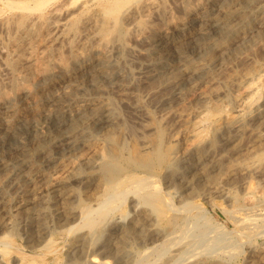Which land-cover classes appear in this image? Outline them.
Masks as SVG:
<instances>
[{"label": "bare ground", "instance_id": "obj_1", "mask_svg": "<svg viewBox=\"0 0 264 264\" xmlns=\"http://www.w3.org/2000/svg\"><path fill=\"white\" fill-rule=\"evenodd\" d=\"M199 4L201 0H181L177 6L182 15L175 23L173 15L165 6V0H0V60L4 70L9 72L8 77L0 76V140L3 142L4 136H16L19 125L29 124L30 119L42 110L48 99L47 92L54 101V108L49 114L62 116L64 112L60 104L63 97L66 100L73 90L69 89L63 96L53 94L58 76L79 83L84 76L92 79L112 73L126 74L129 69L128 57L134 58L141 67L147 66L150 72L158 67L166 58V52L138 47L141 41L154 43L163 38L168 39L171 48L180 57L177 68L156 70V74L145 75L152 79L149 80L150 85H146L147 97H162L158 92L165 85L176 90V93L197 82L204 83V87L206 84L208 89L210 87L207 92L197 96L199 105L194 112L198 119L194 122L195 116L192 121H188L191 115H187V118V112L182 111L180 105L178 108L181 110L177 107L162 108L154 113L148 110L142 94L136 93L133 98L122 96L118 101L120 103L121 100L130 112V119L129 116L128 119L122 118L118 126L114 119L112 121L117 129L104 130L101 136H94L90 141L85 137L87 143L84 141L86 146L81 152L68 155L60 164L57 163L58 167L53 172L43 177L40 175V179L34 183L32 181L31 186L20 192L14 204L10 205L5 197L4 184L9 177L6 176L7 171L3 170L5 167L0 168L3 206L9 205L11 208L8 216L0 217V229L5 231L0 237V264H37L36 258L17 261L12 254L10 236L18 230V221L24 226L27 244L32 238L37 240L47 233L52 234L54 227L60 229L67 225L62 231L70 235V242L69 239L67 241L70 243V252L74 251L78 255L68 256L63 264H84L81 254H89L92 248L102 258L113 257L115 264H145L150 257H146L148 253L156 251V256L161 257L179 240L185 242L179 247L177 255L167 256L171 263L187 260L185 264H208L206 255V258H191L195 256L191 247L197 250L194 246L202 241L196 243L197 239L193 240V230L202 217L201 206L194 201L195 197L212 200L222 195L224 201L229 200L230 206L225 202L229 207L221 205L219 211L226 218L234 219L239 238L237 244L264 233V0H222L223 10L218 16L202 13V19L198 20L200 26L194 32L187 31L180 38L178 34L189 24ZM154 17L158 18L157 23L151 21ZM126 34L133 37L134 42H127L124 39ZM37 35L44 40L40 49H35L32 44ZM190 43L199 48V54L196 57H182L181 54H184ZM115 57L117 60H113ZM238 65L245 67L236 71ZM187 76L189 85L185 82ZM46 80L49 83L47 88L44 86ZM240 89L243 90L239 92ZM235 91L238 94L230 100L231 92ZM22 98L24 102H21ZM117 99L111 97L106 101H95L74 108V114L65 127L66 132H69L64 142L67 148L78 134L93 133L90 121L93 124V120L97 121L99 116L106 118L119 111L121 104ZM146 101L149 102V99ZM55 121L57 123L58 120ZM202 123L209 125L206 130H201L200 127L205 126H201ZM58 128L61 129V126ZM51 134L57 138L61 132L56 130ZM245 135L247 138L244 141ZM48 137L44 134L35 136L29 146L19 141L17 150L29 162L43 155L45 157L51 149L60 147H54L53 140ZM183 139H188L190 143L181 149L178 143ZM3 152L7 157L13 155L9 153H14L7 149ZM234 153H241V156L233 159ZM31 168L26 166L24 172L16 177L34 175ZM238 177L247 179L243 194L238 193L242 190L237 192L229 184V188L224 186L227 181ZM125 206L130 209L127 215H124ZM256 209L263 213L260 214L263 216L260 223H256L257 218L249 214ZM203 228L202 234L208 232V227ZM221 228L219 232L216 230L218 233L215 230L213 232L222 237L221 232L225 230L221 231ZM212 236L210 233L206 245L198 246V249L203 247L200 252L195 251L198 252L196 255L207 253L209 246H218L215 245L214 234ZM45 243L50 248L49 242ZM143 255L147 258L144 262ZM101 257L91 254L87 264H107V259ZM61 259L63 261L64 258ZM210 261V264H222L218 260L213 263ZM261 263L264 260L256 262Z\"/></svg>", "mask_w": 264, "mask_h": 264}, {"label": "rangeland", "instance_id": "obj_2", "mask_svg": "<svg viewBox=\"0 0 264 264\" xmlns=\"http://www.w3.org/2000/svg\"><path fill=\"white\" fill-rule=\"evenodd\" d=\"M180 2H181V0H165V6L167 7V9L171 12V14L173 15V22H178L179 20H180V16L182 15V13H181V10H180V8L177 6V5H179L180 4ZM222 3V0H215L214 2H205V0L203 1V0H201V4H199V5H197L196 6V11H195V16L194 15H192V19H191V21L189 22V24L188 25H186L184 28V30L182 31V32H180L179 34H178V36L181 38L187 31H191V32H194L199 26H200V23L201 22H199L201 19H202V16H201V14L203 13V15L205 14L206 16L207 15H209V16H211V17H215V16H218L220 13H221V11L223 10V5H221V3ZM208 7V8H207ZM203 8V9H202ZM217 9V10H216ZM214 10V11H213ZM221 10V11H220ZM216 11V12H215ZM220 11V12H219ZM260 15V14H259ZM262 15V14H261ZM195 17V18H194ZM197 17V18H196ZM176 20V21H175ZM199 20V21H198ZM151 21L152 22H154V23H157L158 22V18H151ZM196 22H198V23H196ZM197 24V25H196ZM162 25V24H161ZM199 25V26H198ZM163 26V25H162ZM197 27V28H196ZM161 29H165V27L163 26V28H161ZM38 36V37H37ZM36 36V38H35V40L37 39L38 40V42H35V40H33L32 42V44H33V47L35 48V49H40L41 47H43V42H44V40H43V38L40 36L39 37V35H37ZM127 37V38H126ZM124 39H126V41L127 42H134L133 41V37H131V36H127V34L125 35V38ZM36 40V41H37ZM43 40V41H42ZM170 40H168V39H164L163 38V40H161V41H157V42H154V43H149V42H147V41H141L140 43H138L137 44V46L138 47H141V48H152V50H154V51H157V50H159V49H162V50H164L165 52H166V54L167 55H165L166 56V58L165 59H163V62H161L159 65H158V67H155V69H151V72L149 71V68H147V66L144 68L143 66L141 67V66H139L137 63H136V61H135V59L134 58H132L131 57V59H130V57H128V64H129V69H128V71H126V74L125 73H122V72H120V74H118V73H112L110 76H104V75H101V76H98V77H96V78H92V79H90L88 76H84L83 77V80L81 81V82H79V83H75V82H71L68 78H65V77H63V76H58L56 79H57V82H56V84H55V87H54V89H53V91H52V93L53 94H57L58 93V95H65V93L67 92V91H69V89H71L72 88V94H70V96L69 97H66V100H65V98L63 97V101L61 102V104L60 105H62L61 106V111L62 112H64L63 114H61L62 116L60 117L59 115H56V114H49L51 111L50 110H52L53 108H54V104H52V103H54V101H53V96L49 93V92H47V94H48V99H47V102H46V104H45V106L42 108V112L43 113H41V111L40 112H38L35 116H33L32 117V119H30V121H29V124H23L22 126L21 125H19V128H18V132H17V134H16V136L15 135H6V136H4V142H3V140H0L1 142V147H0V168H3V167H5V168H3V170L4 171H7L6 172V176H7V178L9 177V180H7L6 181V184H4V194H6L5 195V197H6V199L9 201V203H10V205L11 204H14V202H16V200L18 199V197H19V195L21 194L20 192H23V190L25 189V187H29V186H31L32 185V181H33V183L35 182V181H38L39 179H40V177L42 176H44V175H46V174H50V172H53L57 167H58V164H60L62 161H64L67 157H68V155H71V154H73V153H79V152H81L83 149H84V147L86 146V143H87V141H90V140H92L93 138H94V136L95 137H99V136H101L102 134H103V132H105V131H107V130H113V127H114V129L116 128L117 129V127H115V125H117V123H119L120 122V120L122 119V118H126V119H128L127 117L129 116V119H130V112L127 110V108H125V105L122 103V101L120 100V103H119V99L120 98H122V96H127V97H131V98H133V96L136 94V93H140V94H142V100H145L144 101V103L145 104H147L146 106H147V108H148V110H150L151 112H154V113H158L159 111L158 110H162V108L163 109H165V108H176V109H179L178 107H179V105H180V108L182 109V111H184L185 113L187 112V114H186V116L188 115H193V117H191V116H189V118H188V116H187V118H188V121H192L193 119L192 118H194V116H195V120H193V122L194 121H196L197 119H198V117H197V114L194 112L197 108H198V105H199V103H198V101H197V99H198V97L197 96H200V94L202 95L203 93H205V92H207V89H208V86H206V84H205V87L203 86L204 85V83H200V82H197V83H194L193 85H191V87H189L188 86V89L187 88H185L184 87V89L183 90H181L180 91V93H176V90H174V89H172L170 86H162L163 87V89H161L159 92H158V94L159 95H162V97H154V96H148L147 97V95H145V91H146V89H147V87L148 86H146V85H150V81L149 80H152L151 78L149 79L148 77L146 78L145 77V75H149L150 73H155L156 74V72L157 71H168V70H173L174 68H177V66L179 65V63H180V57H179V55L175 52V50L173 49V48H171V46H170V43H168ZM35 42V43H34ZM145 42V43H144ZM161 43V44H160ZM162 46V47H161ZM40 47V48H39ZM165 47V48H164ZM170 50H169V49ZM173 49V50H172ZM199 48H197L196 47V45H194V44H192V43H190V44H188L187 45V48H186V51H184V54H186V55H184V54H181V56L182 57H185V56H187V57H191L192 55H194V56H192V57H196L198 54H199ZM196 53V54H195ZM176 54H177V56L178 57H176ZM260 54V53H259ZM189 55V56H188ZM117 57H115V58H113V60H117L116 59ZM169 59V60H168ZM130 61V62H129ZM132 61V62H131ZM135 61V62H134ZM131 63V64H130ZM174 63V64H173ZM177 65H176V64ZM133 64V65H132ZM136 64H137V67H135L136 66ZM175 67H174V66ZM0 66H2V67H0V71H1V73H3V75L0 73V76L1 77H3L4 78V76L5 77H8V75H9V72L7 73V70H4V67H3V64H2V62H1V60H0ZM81 66H83V64L82 65H80V67ZM131 66V67H130ZM167 67V68H166ZM242 67H245V65L243 66V65H238L237 67H236V71H240V69L242 70ZM138 69V70H137ZM160 69V70H159ZM166 69V70H165ZM4 72H3V71ZM135 72H134V71ZM146 70V71H145ZM149 72H148V71ZM157 70V71H156ZM137 71V72H136ZM139 71H144V72H139ZM133 72V73H132ZM132 73V74H131ZM139 73V74H138ZM158 73V72H157ZM8 74V75H7ZM135 74V75H134ZM119 75L121 76V77H119ZM125 75V76H124ZM142 77H141V76ZM135 77V80H134V77ZM105 77V78H104ZM90 80H89V79ZM104 78V79H103ZM110 78V79H109ZM111 78H114V80L113 79H111ZM105 79H107V80H105ZM119 79V80H118ZM122 79H125V81L123 80V82H122ZM187 79V80H186ZM92 80V81H91ZM139 80V81H138ZM143 80V81H142ZM148 80V81H147ZM189 80L190 79H188V76L187 77H185V82L187 83V85H189ZM65 81V83H63ZM105 81H106V83H108L107 85H105L106 83H105ZM118 81V82H117ZM130 81V82H129ZM146 81V82H145ZM67 82H69V83H67ZM98 82V83H97ZM101 82V83H100ZM128 82V83H127ZM138 82H140V85H142V86H144V87H142V86H138ZM189 82V83H188ZM95 83V84H94ZM104 83V84H103ZM119 83V84H118ZM131 85H130V84ZM143 83L145 84V85H143ZM147 83V84H146ZM64 84V85H63ZM103 84V85H102ZM117 84V85H116ZM124 84V85H123ZM125 84H126V86H125ZM133 84V85H132ZM201 84V85H200ZM49 85V83L47 82V80L44 82V86L47 88V86ZM66 85V86H65ZM71 85V86H70ZM94 85V86H93ZM100 87H99V86ZM135 85V86H134ZM195 85V86H194ZM74 86V87H73ZM97 86V87H96ZM102 86V87H101ZM133 88H132V87ZM185 86V85H184ZM194 86V87H193ZM60 87V88H59ZM66 87V88H65ZM70 87V88H69ZM93 87V88H92ZM95 87V88H94ZM107 87V88H106ZM136 87V88H135ZM62 88V89H61ZM67 88H68V90H67ZM99 88H101V89H99ZM102 88H104L103 90H102ZM132 88V89H131ZM127 90V91H125V90ZM130 89V90H129ZM135 89V90H134ZM138 89V90H137ZM144 89V90H143ZM209 89H210V87H209ZM208 89V90H209ZM123 90V91H122ZM167 90V91H166ZM241 90H243V89H240V90H238L239 92H241ZM59 91H60V93H59ZM122 91V92H121ZM138 91V92H137ZM189 91V92H188ZM237 91V92H238ZM99 92V93H98ZM103 92V93H102ZM123 92H126L125 94H123ZM163 92V93H162ZM167 92V93H166ZM175 92V94H173ZM236 92V91H235ZM235 92H231V95L229 96V99L231 100V98L234 96V95H236V94H238L237 92L235 93ZM187 93V94H186ZM100 94V95H99ZM119 94V95H118ZM121 94V95H120ZM123 94V95H122ZM60 95V96H61ZM62 95V96H63ZM94 95V96H93ZM104 97H103V96ZM77 96V97H76ZM95 96H97V97H95ZM101 96H102V98H101ZM110 98L111 99V97L112 98H115L116 97V99H117V101H118V103H119V107H118V110L119 111H117V112H113V113H111L112 115H110L109 117H98L97 118V121H96V119L95 120H93V124H92V121H90L91 122V126L93 127V133L92 134H86L85 133V135L83 134V135H77V138L74 140V142H72L73 144H70V145H68L69 147L67 148V146H66V144L64 143V142H66V139L68 138V134H69V132H66L67 130H66V128L65 127H67V123H69L68 122V120L70 119V117H72L73 116V114H74V111H75V109L74 108H76L77 106H81V105H88V104H91V103H94L95 101L97 102V101H106V99L108 100V98ZM165 96V97H164ZM176 96V97H175ZM166 97H168L167 99H166ZM179 97V98H178ZM73 98V99H72ZM98 98H99V100H98ZM105 98V99H104ZM153 98V99H152ZM156 98V99H155ZM160 98V99H159ZM163 98V101H161V99ZM97 99V100H96ZM101 99V100H100ZM146 99H149V102H147L146 101ZM178 99V100H177ZM79 100V101H78ZM169 100V101H168ZM170 100H172V101H170ZM174 100V101H173ZM78 101V102H77ZM167 101V102H166ZM177 101V102H176ZM21 102H24V99L22 98V100H21ZM63 102H64V104H63ZM169 102V103H168ZM192 102V103H191ZM194 102V103H193ZM73 103V104H72ZM87 103V104H86ZM176 104V105H171V104ZM69 104V105H68ZM77 104V105H76ZM150 104V105H149ZM162 104H163V106H162ZM193 104V105H192ZM70 105H71V107H70ZM122 105H123V107H122ZM159 105H161V106H159ZM152 106V107H151ZM165 106H167V107H165ZM175 106V107H174ZM189 107V109H188V107ZM191 106V107H190ZM45 107H46V109H45ZM158 107V108H157ZM186 108V109H184V108ZM196 107V108H195ZM49 110H48V109ZM52 108V109H51ZM126 109V110H125ZM157 111H156V110ZM181 109H179V110H181ZM191 109V110H190ZM193 109V110H192ZM121 112V113H120ZM193 112V113H192ZM70 113V114H69ZM123 113V115H121ZM126 113H128V114H126ZM41 114V115H40ZM44 116H43V115ZM67 114V115H66ZM120 114V115H119ZM68 115H69V117H68ZM126 115V116H125ZM47 116V117H46ZM57 116V117H56ZM120 116V117H119ZM43 117V118H42ZM35 118H37V119H35ZM50 118V119H49ZM53 118H55L56 119V121H57V123H54V121H55V119H53ZM108 118V119H107ZM118 118V119H117ZM186 118V119H187ZM39 119H40V121H39ZM46 119H48L47 121H46ZM102 119V120H101ZM114 119H116V124H115V120ZM34 120V121H33ZM44 120V121H43ZM99 120V121H98ZM112 120H114V121H112ZM52 121V122H51ZM55 121V122H56ZM107 121H108V123H109V125H108V123H107ZM112 121V122H111ZM67 122V123H66ZM114 122V123H113ZM33 123H34V125H33ZM98 123H100V124H98ZM105 123H107V125H105ZM112 123V124H111ZM40 124V125H39ZM52 124V125H51ZM66 124V125H65ZM102 124V125H101ZM115 124V125H114ZM26 125H28L27 127H25ZM42 125H44L43 127H42ZM61 126V129L62 128H64V130L62 129H60V128H58V127H60ZM98 125V126H97ZM205 125V126H204ZM24 126V129L22 128ZM105 126H107L106 128H105ZM118 126V125H117ZM201 126H204V127H200V128H202L201 130H206L207 128H208V124L207 123H202L201 124ZM34 127H36L35 129H34ZM46 127V128H45ZM51 127H52V130H51ZM96 127H98V128H96ZM111 127V128H110ZM30 128V129H29ZM55 128H57V129H55ZM104 128V129H103ZM110 128V129H109ZM26 129H27V131H26ZM42 131H41V130ZM34 130V131H33ZM39 130V131H38ZM46 130V131H45ZM56 130H59L60 132H61V135L60 136H58L57 138L56 137H54L51 133H54ZM100 130H101V132H100ZM105 130V131H104ZM37 131V132H36ZM24 132V133H23ZM26 132H27V134H26ZM21 133V134H20ZM65 133V134H64ZM101 133V134H100ZM33 134V135H32ZM40 134H44L46 137L47 136H49L48 137V139H52L51 141L53 142V145H54V147H55V145H59L60 147L57 149V148H54V149H51L52 151H50V153H48V154H46V156H48V157H44V155L42 156V157H44V158H40V157H38L36 160H33L31 163L29 162V161H26L24 158H23V155L19 152V150H17L18 149V144L20 143L19 141H22L23 143H25V144H27L28 146H29V144L31 143V141L30 140H32V138H34L35 136H38V135H40ZM24 135V136H23ZM32 135V136H31ZM65 135V136H64ZM92 135H93V137H92ZM98 135V136H97ZM19 136V137H18ZM52 136V137H51ZM90 136V137H89ZM62 137V138H61ZM64 137V138H63ZM85 137H87L86 139H87V141L86 140H84L85 139ZM25 138V139H24ZM247 138V136L245 135L244 137H243V139H244V141H245V139ZM9 139V140H8ZM79 139V140H78ZM65 140V141H64ZM187 140V141H186ZM10 141H14V142H10ZM80 141V142H79ZM86 143H85V142ZM184 141V142H183ZM10 142V143H9ZM29 142V143H28ZM190 143V141L188 140V139H183L182 141H180L179 143H178V147L179 148H181V149H184V148H186V147H188L189 146V143ZM57 143V144H56ZM79 145H78V144ZM83 143V144H82ZM17 144V145H16ZM76 144V145H75ZM183 144V145H182ZM7 145V146H6ZM12 145V146H11ZM73 145H75V146H73ZM180 145V146H179ZM63 146V147H62ZM64 146H65V148H64ZM82 146V147H81ZM71 148V149H70ZM83 148V149H82ZM10 150V151H13L14 153H9L10 155H12L11 157H7V156H5V154L3 155L2 153H4L3 151L4 150ZM78 149V150H77ZM74 150V151H73ZM59 151H61V152H59ZM64 151V152H63ZM73 151V152H72ZM77 151H79V152H77ZM242 151H244V150H242ZM55 152H57V155H56V153ZM59 152V153H58ZM19 153V154H18ZM55 153V154H54ZM62 153V154H61ZM64 153V154H63ZM68 153V154H67ZM70 153V154H69ZM21 154V155H20ZM66 154V155H65ZM3 157H2V156ZM16 156V157H15ZM60 156V157H59ZM241 156V153H234L233 154V159L234 158H239ZM51 157V158H50ZM55 157V158H54ZM59 157V158H58ZM61 158V159H60ZM4 159V160H3ZM20 159V160H19ZM24 159V160H23ZM45 159H47V160H45ZM64 159V160H63ZM49 160V161H48ZM48 161V162H47ZM11 164H10V163ZM21 162H22V164H23V166H22V164H21ZM50 162V163H49ZM13 163V164H12ZM58 163V164H57ZM25 164V165H24ZM29 164V165H28ZM38 164H40V165H38ZM57 164V165H56ZM1 165H2V167H1ZM12 165V166H11ZM19 165H21V166H19ZM14 166H16V167H14ZM19 166V167H18ZM26 166H30V167H32L31 169V172L34 174V175H30V176H28V175H19L18 177H16L19 173H23L24 172V170H25V167ZM37 168H36V167ZM40 166V167H39ZM14 167V168H13ZM20 168V169H19ZM49 168H51V169H49ZM9 169V170H8ZM16 171V172H15ZM35 171V172H34ZM38 172L40 173V174H38ZM37 175H36V174ZM43 174V175H42ZM9 175V176H8ZM41 175V176H40ZM15 176V177H14ZM23 176V177H22ZM26 178H25V177ZM38 176V177H37ZM16 178V179H14V178ZM33 177V178H32ZM11 178V179H10ZM21 178H23V180L21 179ZM245 178H248V177H245ZM22 181H21V180ZM30 179V180H29ZM244 179V178H243ZM241 180V177H238V178H236V179H231V180H229V181H227L225 184L227 185H224L226 188H229L230 186V188H233L235 191H240V190H242V192H238L239 194H243L244 193V182L245 181H247V179H244V180ZM249 179V178H248ZM11 180H13V181H11ZM16 180V181H15ZM19 180H20V182H19ZM25 180V181H24ZM239 180V181H238ZM250 180V179H249ZM231 182V183H230ZM232 182H233V184H232ZM237 182V183H236ZM240 182H241V187L239 186V184H240ZM230 186H229V185ZM6 185V186H5ZM234 185V186H233ZM24 186V187H23ZM238 186V187H237ZM243 186V187H242ZM6 187V188H5ZM23 187V188H22ZM236 187V188H235ZM239 187H240V189H239ZM22 188V189H21ZM6 189V190H5ZM18 196V197H17ZM221 197H223L222 199H221ZM13 198V199H12ZM3 196H2V193L0 192V217L1 218H3V216H8L9 214H10V211H11V208H9V205L8 206H3L4 205V202H3ZM225 199H227L226 197H225ZM194 201L196 202V203H198V204H200V208H201V210H200V215L202 216V217H200V219L198 220V224H196L197 226L195 227V230H193V235H194V238H193V240H195V239H197V240H195L196 241V243L199 241V240H202V241H204L203 239H205V241L202 243V241H199L196 245L197 246H194L195 248L197 247V250H195V249H193V246L191 247L192 248V250H194L193 252H194V255L195 256H193V254H192V256L193 257H191L192 259H195V258H206V256H207V258L205 259L206 260V262L208 263V264H210L211 263V261L210 260H212V263L216 260H218V261H220V262H222V264L224 263V264H256V262L258 263V262H260L261 260H264V233H262L261 235L260 234H257V235H255V236H253L252 238H250V239H248V240H242V241H239V244H237L236 243V241H237V239L239 240V238H237V227H236V225H235V222H234V219H232L231 217L230 218H226L225 216H223L221 213H220V211H219V209H220V207H221V205H223L224 207L225 206H227V204L230 206V202H229V200L227 201V200H225L224 201V196H222V195H217V197H214L212 200L210 199V200H208V199H205V198H202V197H195L194 198ZM213 203H212V202ZM12 202V203H11ZM200 202V203H199ZM217 202H219V203H217ZM227 204H226V203ZM1 204H2V206H1ZM202 204V205H201ZM214 204V205H213ZM219 204V205H218ZM226 204V205H225ZM126 206H128L127 204H126ZM125 206V213H124V215L126 214L127 215V213L129 214L130 213V209H129V207H126ZM211 206V207H210ZM218 208H217V207ZM229 206H227V207H229ZM128 208V209H127ZM213 208V209H212ZM261 210H259V209H256L255 211H253V213L251 212V213H249V214H251V216H253L254 218H257V220H256V223H260L261 222V218L263 217V216H261L260 214H262L263 215V213H262V211L260 212ZM203 212V213H202ZM6 213H7V215H6ZM253 214V215H252ZM256 214V215H255ZM255 215V216H254ZM259 217H258V216ZM210 216V217H209ZM261 216V217H260ZM205 217V218H204ZM204 218V219H203ZM204 222H203V221ZM202 221V222H201ZM19 222V223H18ZM17 223H16V228L18 229V230H15V233L12 235V236H10L11 237V240H12V254H13V256L14 257H16L17 258V261L18 260H22V261H27V260H32V258H36V263L37 264H63L66 260H67V258H69L71 255L73 256H76V252H74V251H72V252H70V235L69 234H67L66 232H64V231H62L63 229L62 228H64V227H67V225L66 226H64V227H61L60 229H59V227H54V232H52V234L51 233H47V234H45V235H43V236H41V237H39L37 240L35 239H31V241H29L28 242V244H27V239L25 238L26 236H25V234H24V230H23V228H24V226L21 224L22 222L21 221H18ZM206 222V223H205ZM213 223V224H211L212 226H210V223ZM204 224L203 226H205V228H207L206 230H208V232L206 231L205 233H203L202 234V232L201 231H203L204 230V228H203V226H201L200 224ZM209 225H208V224ZM215 223V224H214ZM206 224H207V226H206ZM217 224V226H215ZM198 225H200V226H198ZM219 225V226H218ZM221 226H222V228H221ZM218 227H220L221 228V231H224V232H221L222 233V237H221V234H216V233H214L213 231L215 230H217L218 232H219V230H220V228H219V230H218ZM58 228V229H57ZM210 228V229H209ZM224 228V229H223ZM21 229H22V231H21ZM212 229V230H211ZM223 229V230H222ZM56 230H58V231H56ZM60 230V231H59ZM226 230L228 231V232H226ZM233 231V233H232V231ZM7 231V230H6ZM18 231H21V232H18ZM216 231V232H217ZM3 232H4V234H5V231H4V229H3V231L0 229V237L2 236V234H3ZM196 232V233H195ZM213 232V233H212ZM217 232V233H218ZM2 233V234H1ZM7 233H9V232H6V234ZM17 233V234H16ZM197 233H198V235H197ZM210 233H211V237H213L212 235L214 234V236H215V238L217 239H214V241L216 242V244L215 245H218V246H220V247H216V246H209V249L211 250H213V251H211V252H213V253H211L210 252V250L208 251V252H210L209 254H207L206 252L205 253H203V254H201L200 256H198V255H196L198 252H200V250H201V247H203L204 245L203 244H205L206 245V240L210 237ZM61 234V235H60ZM67 234V235H66ZM203 235V237H201L202 235ZM218 235V236H220V237H218V236H216V235ZM228 234V235H227ZM233 234V235H232ZM16 235H18V236H16ZM196 235V236H195ZM201 235V236H200ZM226 235V236H225ZM50 236V237H49ZM200 238H199V237ZM205 236V237H204ZM228 236V237H227ZM236 236V237H235ZM258 236H261V237H258ZM17 237V238H16ZM66 237V238H65ZM193 237V236H192ZM207 237V238H206ZM225 239H224V238ZM231 237V238H230ZM199 238V239H198ZM219 238V239H218ZM230 238V239H229ZM48 239V240H47ZM52 239V240H51ZM68 239H69V242H67L68 241ZM211 239V238H210ZM213 239V238H212ZM227 240V241H226ZM235 240V241H234ZM252 240V241H251ZM49 242V244H48V246H50V248H48V247H46V244L47 243H45V242ZM208 241H209V239H208ZM207 241V242H208ZM247 241H249V242H247ZM52 242V243H51ZM157 242H160V240H158ZM185 241H180L179 240V243H177L176 245L175 244H173L172 245V247H170L169 249H167L168 251L167 252H164L162 255H161V257L159 256H156V251L155 252H150V253H148L147 254V256H146V254H145V256L146 257H149L148 258V260H147V258H145V256L143 255V261L142 262H144V261H146L145 262V264H147V263H151V264H170L171 262L169 261V256H171L172 257V255H177L178 254V252L180 251L179 249L181 248V245H182V243H184ZM219 244H218V243ZM233 242V243H232ZM238 242V241H237ZM252 242V243H251ZM54 243V244H53ZM65 243H67V244H65ZM43 244V245H42ZM200 244H202L203 246H200L199 247V249H198V246L200 245ZM30 245V246H29ZM180 245V246H179ZM194 245V244H193ZM228 245H230V247L228 246ZM233 245V246H232ZM250 245V246H249ZM221 246H222V248H223V250H222V248H221ZM256 248H255V247ZM180 247V248H179ZM216 247V248H215ZM239 247V248H238ZM27 248V249H26ZM191 248H190V250H191ZM225 248H229L228 250L227 249H225ZM237 248V249H236ZM92 249H93V252H92ZM89 252V254L87 253V252H85V254H81L82 256H81V260L83 261V263L84 264H87V258H89V256L91 255V254H96L97 256H99V257H101L99 254H98V252L97 251H95L96 249L95 248H92ZM220 249V251H218ZM231 249H235V251L236 252H234L233 250L231 251ZM46 250H48V251H46ZM64 250V251H63ZM199 250V251H198ZM15 251H18V252H15ZM21 251L23 252V253H21ZM46 251V252H45ZM66 251V252H65ZM195 251H198V252H195ZM222 251V252H221ZM223 251H225V252H223ZM227 251H229V252H227ZM171 252V253H170ZM173 252V253H172ZM254 252V253H253ZM18 253H21V254H23V255H21V254H18ZM63 253V254H62ZM67 253V254H66ZM72 253V254H71ZM167 253V254H166ZM222 253V254H221ZM225 253H227L226 255H225ZM28 254V256H25V255H27ZM33 254H35V256L33 255ZM153 254V255H152ZM200 254V253H199ZM211 254V255H210ZM215 254H217V255H215ZM219 254V255H218ZM233 256H232V255ZM21 255V256H20ZM41 255V256H40ZM63 255V256H62ZM65 255V256H64ZM78 255V254H77ZM79 255H80V253H79ZM89 255V256H88ZM206 255V256H205ZM222 255V256H221ZM225 255V256H224ZM228 255V256H227ZM232 257H231V256ZM236 255V256H235ZM263 255V256H262ZM32 256V257H31ZM37 256V257H36ZM42 256H44L45 258H42ZM67 256V257H66ZM69 256V257H68ZM156 256V258H154ZM169 258H168V257ZM235 256V257H234ZM21 257V258H20ZM40 257V258H39ZM82 257H83V259H82ZM168 258V260H166L167 258ZM219 257V258H218ZM231 257V258H230ZM253 257V258H252ZM259 257H261V258H259ZM23 258H24V260H23ZM53 258V259H52ZM61 258H64L63 259V261H62V259ZM86 258V259H85ZM109 258H111V259H109ZM145 258V259H144ZM216 258V259H215ZM218 258V259H217ZM254 258H256V259H254ZM101 259H107V264H115V260H114V258L113 257H101ZM153 259H156V261L155 260H153ZM157 259H159V260H157ZM165 259V261L163 262V260ZM225 259V260H224ZM39 260V261H38ZM65 260V261H64ZM85 260V261H84ZM108 260H110V261H108ZM171 260H173V259H171ZM190 260V259H189ZM260 260V261H259ZM51 261V262H50ZM58 261V262H57ZM149 261V262H148ZM187 260H185V261H181V263L178 261H174L173 263H171V264H185V263H187L186 262ZM62 262V263H61ZM109 262V263H108ZM155 262V263H154ZM170 262V263H169ZM185 262V263H184ZM210 262V263H209ZM261 264H264V263H261Z\"/></svg>", "mask_w": 264, "mask_h": 264}]
</instances>
